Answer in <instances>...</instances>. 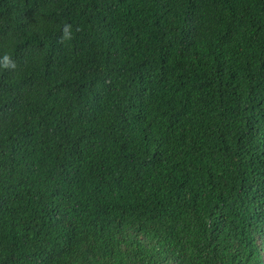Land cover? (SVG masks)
<instances>
[{"label":"trees","instance_id":"trees-1","mask_svg":"<svg viewBox=\"0 0 264 264\" xmlns=\"http://www.w3.org/2000/svg\"><path fill=\"white\" fill-rule=\"evenodd\" d=\"M0 264H264V0H0Z\"/></svg>","mask_w":264,"mask_h":264},{"label":"clouds","instance_id":"clouds-1","mask_svg":"<svg viewBox=\"0 0 264 264\" xmlns=\"http://www.w3.org/2000/svg\"><path fill=\"white\" fill-rule=\"evenodd\" d=\"M8 63H9L8 57L5 56V57H4V64L7 65Z\"/></svg>","mask_w":264,"mask_h":264}]
</instances>
